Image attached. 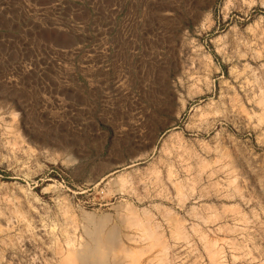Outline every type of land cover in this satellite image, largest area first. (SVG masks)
<instances>
[{
  "label": "rangeland",
  "instance_id": "rangeland-1",
  "mask_svg": "<svg viewBox=\"0 0 264 264\" xmlns=\"http://www.w3.org/2000/svg\"><path fill=\"white\" fill-rule=\"evenodd\" d=\"M101 220L108 264H264V0H0V264Z\"/></svg>",
  "mask_w": 264,
  "mask_h": 264
},
{
  "label": "bare ground",
  "instance_id": "bare-ground-1",
  "mask_svg": "<svg viewBox=\"0 0 264 264\" xmlns=\"http://www.w3.org/2000/svg\"><path fill=\"white\" fill-rule=\"evenodd\" d=\"M91 220L90 217L87 216V221L89 225L91 223ZM102 221L103 220L99 222L95 221L92 227H90L91 230L88 234L89 242L86 243L81 249H79V251L73 254V260H75V263L77 262L79 264H108V261L112 259L111 257V259H109V247L113 243V241L111 240L112 236L102 234L103 230H101V226H104L101 223Z\"/></svg>",
  "mask_w": 264,
  "mask_h": 264
}]
</instances>
